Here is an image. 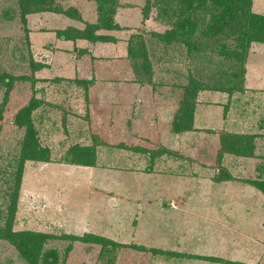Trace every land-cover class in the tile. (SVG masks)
Segmentation results:
<instances>
[{"label":"rangeland","instance_id":"rangeland-1","mask_svg":"<svg viewBox=\"0 0 264 264\" xmlns=\"http://www.w3.org/2000/svg\"><path fill=\"white\" fill-rule=\"evenodd\" d=\"M153 1L118 0L123 30L97 32L114 42H91L56 32L94 23L93 0H54L80 20L39 12L25 24L19 0H0V73L13 78L0 120V207L25 134L13 118L34 97L33 125L50 154L24 165L13 230L51 235L44 248L59 251V264H264V193L254 186L264 181V45L249 48L242 91L224 92L230 71H239L217 51L233 44L231 33L191 55L176 41L164 51L151 35L170 25ZM251 12L264 16V0H252ZM131 35L146 42L147 85L136 83L127 57ZM31 59L45 67L32 70ZM189 75L230 83L199 91L191 130L176 133L178 86ZM4 90L0 84V107ZM225 134L246 136L253 155H221ZM75 146L94 149L92 166L68 162ZM84 234L121 247L100 255L98 245L60 238ZM0 264L28 263L0 240Z\"/></svg>","mask_w":264,"mask_h":264},{"label":"trees","instance_id":"trees-1","mask_svg":"<svg viewBox=\"0 0 264 264\" xmlns=\"http://www.w3.org/2000/svg\"><path fill=\"white\" fill-rule=\"evenodd\" d=\"M96 3L97 19L92 24H86L84 30H57L59 39L75 40L77 38L86 39L91 42H114L115 38L106 34L99 35L97 32H109L123 30L115 21V15L119 8L118 0H93ZM151 4L158 6L159 11L167 18L170 27L164 33H155L151 35L163 47L164 51L173 42L181 43L188 55L203 49L205 41L210 38L228 39L229 32L233 37L232 45L221 43L220 49L216 47L218 53L229 59L230 63L237 62L239 71H230L231 88H224V92L235 93L242 91L241 84L245 79V62L249 48L252 43L264 44V16L251 12L252 0H156ZM21 7L20 21L25 24L26 17L30 13L50 12L64 14L69 18L80 20L73 8L61 10L54 5V0H19ZM32 7V8H31ZM34 8V9H33ZM149 7H146L144 17L147 16ZM205 16V17H204ZM72 30V32H71ZM25 38L28 39L27 35ZM129 47L127 57L130 60L131 67L138 85L143 86L150 83L153 75V67L149 61L146 42L141 36L131 35L129 38ZM32 70L43 69L41 64H36L30 60ZM234 67V66H233ZM241 67V68H240ZM232 68V67H231ZM12 77L7 73H0V84L6 87L3 95V102L0 107V120L3 119V109L9 97V88L12 84ZM224 82L229 84L228 79ZM216 82L207 85L199 80L188 76L187 83L178 86L181 95L177 102L176 115L172 123V129L176 133L189 131L192 128V117L196 97L199 91L203 89H212L223 91L221 85ZM84 83H87L84 81ZM234 83V84H233ZM153 88V87H152ZM38 102L32 97L26 106L20 108L13 118V124L19 129H25L24 137L20 145V153L14 159V172L5 183L11 182V190L4 193V206L0 207V240L8 242L19 251V254L28 264H59L60 254L54 248H44L51 235L33 231H14L13 223L17 212V202L19 190L22 181L24 165L28 161H48L50 150L42 147L39 143L36 130L32 121V112L37 108ZM252 141L246 136H235L225 134L221 138V155L230 153L242 157H251L253 154ZM94 149L90 147L75 146L70 149V160L68 162L79 166L93 165ZM225 172V171H224ZM227 173V172H225ZM219 180H226L225 177H219ZM254 186L264 193V181L254 183ZM8 197V199H7ZM61 239L70 241H80L100 246V255L105 254L110 248L117 249L121 244L115 243L108 238L84 234L83 236H63ZM109 250V251H110ZM71 251L68 245L66 253ZM160 253L159 250H156ZM111 257L113 258L114 255Z\"/></svg>","mask_w":264,"mask_h":264},{"label":"crops","instance_id":"crops-1","mask_svg":"<svg viewBox=\"0 0 264 264\" xmlns=\"http://www.w3.org/2000/svg\"><path fill=\"white\" fill-rule=\"evenodd\" d=\"M113 37V36H112ZM261 44V43H260ZM261 45H264V44H261ZM154 250V249H153ZM158 250H159V248H158ZM160 251V253H158L156 250H155V252L156 253H158V254H161L162 252H164L165 253V251H166V249H161V250H159ZM173 251L171 250V252H170V255H172L173 253H172ZM163 253V254H164ZM175 253V252H174ZM206 260H208V259H206ZM231 262H233V261H231Z\"/></svg>","mask_w":264,"mask_h":264}]
</instances>
